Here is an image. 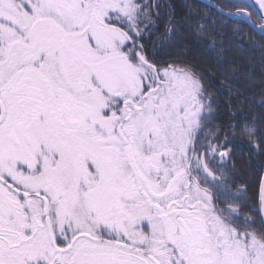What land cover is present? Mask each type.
I'll return each instance as SVG.
<instances>
[{
    "label": "snow or ice",
    "instance_id": "1",
    "mask_svg": "<svg viewBox=\"0 0 264 264\" xmlns=\"http://www.w3.org/2000/svg\"><path fill=\"white\" fill-rule=\"evenodd\" d=\"M224 18L264 60V0H0V264H264V115L217 123L169 51L187 26L247 80Z\"/></svg>",
    "mask_w": 264,
    "mask_h": 264
},
{
    "label": "trees",
    "instance_id": "2",
    "mask_svg": "<svg viewBox=\"0 0 264 264\" xmlns=\"http://www.w3.org/2000/svg\"><path fill=\"white\" fill-rule=\"evenodd\" d=\"M216 4L224 0H214ZM164 4H172L175 8L177 19L185 17L189 9L204 11L206 3L201 0H161ZM234 10V9H233ZM225 19V46L230 51V57L237 65L247 66V80H240L238 83L223 81L224 70L216 58L215 52L206 46L204 41L198 40L194 33L188 30L187 26L181 28L176 37V44L169 51L173 56L179 54L182 58L191 61L204 75L209 91L216 97L217 123H228L232 121L243 124L246 117L264 115V60H261V53L254 48V43H259L260 36L247 23L238 20ZM255 19V17H254ZM167 20V9L162 8V16L157 25L160 32L164 30ZM256 23L260 21L256 20ZM242 29L241 36L233 37L232 28ZM159 35V33H157ZM248 158V146L242 145L237 156V169L242 179H248L253 169L247 168L245 160ZM255 164V161H248Z\"/></svg>",
    "mask_w": 264,
    "mask_h": 264
},
{
    "label": "water",
    "instance_id": "3",
    "mask_svg": "<svg viewBox=\"0 0 264 264\" xmlns=\"http://www.w3.org/2000/svg\"><path fill=\"white\" fill-rule=\"evenodd\" d=\"M206 4L212 3V4H216L213 0H201ZM260 24V23H259ZM259 24H257V26H259ZM249 25V24H248ZM256 31V30H255Z\"/></svg>",
    "mask_w": 264,
    "mask_h": 264
}]
</instances>
